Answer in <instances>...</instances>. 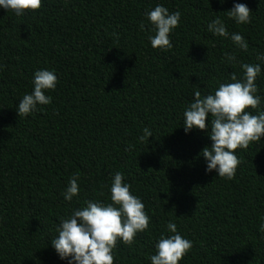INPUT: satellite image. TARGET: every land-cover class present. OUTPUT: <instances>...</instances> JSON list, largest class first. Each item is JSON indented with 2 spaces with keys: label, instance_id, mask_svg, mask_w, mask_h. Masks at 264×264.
Wrapping results in <instances>:
<instances>
[{
  "label": "trees",
  "instance_id": "1",
  "mask_svg": "<svg viewBox=\"0 0 264 264\" xmlns=\"http://www.w3.org/2000/svg\"><path fill=\"white\" fill-rule=\"evenodd\" d=\"M250 9L238 25L227 11ZM157 4L181 19L172 47L153 49L147 12ZM221 19L242 51L207 25ZM141 24L144 25L141 28ZM264 52V0H42L23 16L0 9V264H67L52 248L62 218L85 201L110 202L116 172L141 199L148 228L131 245L117 241L113 264H151L173 222L192 247L179 264H264V137L236 152L232 179L206 172L205 131L185 134L193 93H213L240 63ZM232 53L237 62H222ZM256 79L264 111V63ZM54 71L52 101L19 117L36 71ZM147 127L152 137L138 138ZM78 175L77 196L62 193Z\"/></svg>",
  "mask_w": 264,
  "mask_h": 264
},
{
  "label": "clouds",
  "instance_id": "2",
  "mask_svg": "<svg viewBox=\"0 0 264 264\" xmlns=\"http://www.w3.org/2000/svg\"><path fill=\"white\" fill-rule=\"evenodd\" d=\"M220 3H225V0H220ZM41 5L42 0H0V9L16 16L38 10ZM226 13L238 25L250 22L251 11L246 4L235 3ZM180 19L179 11L169 12L161 4L147 12V20L155 33L148 37L153 49L167 51L172 47L170 33L176 29ZM207 30L213 36L231 39L239 50H248L244 37L238 32L229 34L225 23L219 18L209 22ZM256 60L258 63L255 64L240 63L242 76L238 79L236 73H232V82L220 83L213 93L202 97L200 90L195 91L194 99L183 111L182 127L185 134L201 130L211 140V145L200 153L206 163V172L214 171L222 179L234 177L239 163L237 150L247 149L250 143L260 142L264 137V111H257L256 114L249 111L258 109L261 103L256 79L262 72L264 52H259ZM222 62L232 64L237 62V57L225 53ZM56 85L54 71H36L32 79V91L24 94L17 105L18 116H28L39 110V106L49 105L52 98L45 93L54 90ZM150 137L152 132L145 127L138 139L143 142ZM77 180L78 175H73L68 181L62 193L64 200L72 201L78 195ZM109 192V203L85 201V206L73 210L59 221L57 235L50 244L62 261H67V264H113V249L117 241L131 245L136 235L148 228L149 217L145 206L139 197L131 194L130 185L124 182L122 173L113 175ZM258 230L264 233V216L260 218ZM166 231L170 235L162 233L154 245L155 254L148 257L151 264H179L192 247V241L179 233L175 223H167Z\"/></svg>",
  "mask_w": 264,
  "mask_h": 264
}]
</instances>
